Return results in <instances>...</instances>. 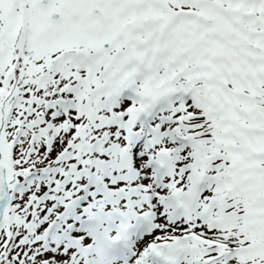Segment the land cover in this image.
<instances>
[{"label": "snow or ice", "instance_id": "6c2138e0", "mask_svg": "<svg viewBox=\"0 0 264 264\" xmlns=\"http://www.w3.org/2000/svg\"><path fill=\"white\" fill-rule=\"evenodd\" d=\"M0 264H264V0H0Z\"/></svg>", "mask_w": 264, "mask_h": 264}]
</instances>
